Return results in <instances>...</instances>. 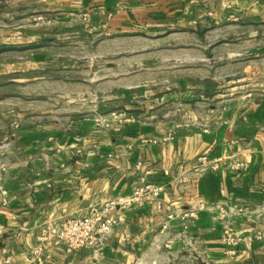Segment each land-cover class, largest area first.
<instances>
[{
    "label": "crops",
    "instance_id": "crops-1",
    "mask_svg": "<svg viewBox=\"0 0 264 264\" xmlns=\"http://www.w3.org/2000/svg\"><path fill=\"white\" fill-rule=\"evenodd\" d=\"M31 13L60 27H31ZM206 34L224 70L216 86L176 92L86 74L65 77L62 92L37 93L54 102L18 115L0 187V264H38L28 255L41 227L144 184L163 187L161 209L120 211L97 247L47 244L41 264H264V0H0V74L16 68L24 83L32 70L34 82L58 83L38 73L81 62L46 42L59 35ZM63 99L73 102L67 110Z\"/></svg>",
    "mask_w": 264,
    "mask_h": 264
},
{
    "label": "rangeland",
    "instance_id": "rangeland-1",
    "mask_svg": "<svg viewBox=\"0 0 264 264\" xmlns=\"http://www.w3.org/2000/svg\"><path fill=\"white\" fill-rule=\"evenodd\" d=\"M11 13L10 11V17H12ZM26 18L27 25L31 27L34 25L46 29L60 27L54 24L51 16L46 13H31ZM17 23L18 18L10 21L11 26H17ZM213 38L210 34H206L199 41L194 40L192 36L170 35L146 41L128 36L76 38L71 35H59L47 40V43L53 42L57 44L56 47L59 46L58 54L62 55V58L80 59V68H75L72 72L56 66L45 69L38 75L50 76L58 81V83L45 85L31 79L34 76L32 70L26 72L24 83L19 82V74L12 71L16 68H11L7 75L0 74V187L3 173L7 169L8 151L17 137L20 124L18 115L32 113L35 108L43 109L45 103L49 105L54 102L36 96L38 92H62L67 86L61 83L65 77L75 79L86 74L93 79L118 78L126 83L135 79L141 86L154 89L163 87L176 92H185L193 87L205 89L216 86L211 85V81L217 76L224 75V70L214 67L215 52L208 47ZM78 43H84L90 47L76 48ZM195 44L198 46L195 47ZM145 47L149 49L135 52L136 49ZM12 58L11 55L10 59ZM98 86V83H95L91 87L97 90ZM62 102L63 105L60 107L63 110L70 108L73 103L66 99L60 101ZM3 165L4 168H2Z\"/></svg>",
    "mask_w": 264,
    "mask_h": 264
},
{
    "label": "built area",
    "instance_id": "built-area-1",
    "mask_svg": "<svg viewBox=\"0 0 264 264\" xmlns=\"http://www.w3.org/2000/svg\"><path fill=\"white\" fill-rule=\"evenodd\" d=\"M162 192L161 186L144 184L134 189L129 196L118 197L93 206L87 215L66 217L56 225L47 224L41 227L37 236V245L29 251L28 257L33 263H43L47 244L63 247L67 253L100 246L121 221L118 215L120 211L145 204H155L161 209L164 206ZM237 211L243 212V209L239 208ZM227 214L228 211L221 210L222 216ZM225 242L228 246L236 245L235 237L231 235L226 236Z\"/></svg>",
    "mask_w": 264,
    "mask_h": 264
}]
</instances>
